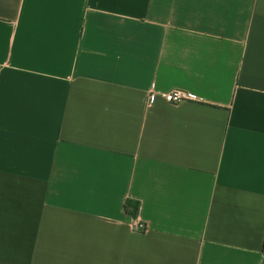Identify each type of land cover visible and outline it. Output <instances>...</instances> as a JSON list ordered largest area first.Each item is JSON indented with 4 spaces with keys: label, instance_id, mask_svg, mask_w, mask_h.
Masks as SVG:
<instances>
[{
    "label": "crops",
    "instance_id": "0c3cea01",
    "mask_svg": "<svg viewBox=\"0 0 264 264\" xmlns=\"http://www.w3.org/2000/svg\"><path fill=\"white\" fill-rule=\"evenodd\" d=\"M0 264H264V0H0Z\"/></svg>",
    "mask_w": 264,
    "mask_h": 264
},
{
    "label": "built area",
    "instance_id": "2783aa9c",
    "mask_svg": "<svg viewBox=\"0 0 264 264\" xmlns=\"http://www.w3.org/2000/svg\"><path fill=\"white\" fill-rule=\"evenodd\" d=\"M165 98L169 103L174 104V105H179L185 102H192L196 100L194 95L187 93L185 91H182V90H176V91L170 92L165 95ZM147 101H148V104H151L153 102V96L151 94L148 95ZM135 230L137 232L143 233L146 231V227L144 226L143 223L136 222Z\"/></svg>",
    "mask_w": 264,
    "mask_h": 264
},
{
    "label": "trees",
    "instance_id": "16d2710c",
    "mask_svg": "<svg viewBox=\"0 0 264 264\" xmlns=\"http://www.w3.org/2000/svg\"><path fill=\"white\" fill-rule=\"evenodd\" d=\"M125 210L129 216H131L133 219H137L140 212V203L128 200L126 202Z\"/></svg>",
    "mask_w": 264,
    "mask_h": 264
}]
</instances>
